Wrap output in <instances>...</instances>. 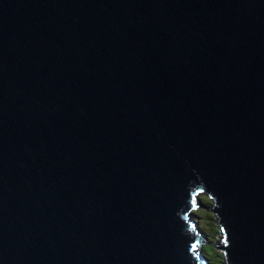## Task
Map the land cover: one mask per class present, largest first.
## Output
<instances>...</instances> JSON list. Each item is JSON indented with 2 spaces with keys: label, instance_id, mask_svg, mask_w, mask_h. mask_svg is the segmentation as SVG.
Returning a JSON list of instances; mask_svg holds the SVG:
<instances>
[{
  "label": "water",
  "instance_id": "95a60500",
  "mask_svg": "<svg viewBox=\"0 0 264 264\" xmlns=\"http://www.w3.org/2000/svg\"><path fill=\"white\" fill-rule=\"evenodd\" d=\"M264 264V0H0V264Z\"/></svg>",
  "mask_w": 264,
  "mask_h": 264
},
{
  "label": "rangeland",
  "instance_id": "374dc122",
  "mask_svg": "<svg viewBox=\"0 0 264 264\" xmlns=\"http://www.w3.org/2000/svg\"><path fill=\"white\" fill-rule=\"evenodd\" d=\"M211 206L210 197L205 193L200 194L197 207L193 210V218L204 232L205 240H211V243L202 246V251L210 259V264H225L227 262L224 254L215 246L219 242L221 229Z\"/></svg>",
  "mask_w": 264,
  "mask_h": 264
},
{
  "label": "built area",
  "instance_id": "2783aa9c",
  "mask_svg": "<svg viewBox=\"0 0 264 264\" xmlns=\"http://www.w3.org/2000/svg\"><path fill=\"white\" fill-rule=\"evenodd\" d=\"M219 228H220V227H219ZM220 229H221V228H220ZM222 235H223V231H222V229H221V235H220L219 240L221 239ZM225 264H226V263H225Z\"/></svg>",
  "mask_w": 264,
  "mask_h": 264
},
{
  "label": "trees",
  "instance_id": "16d2710c",
  "mask_svg": "<svg viewBox=\"0 0 264 264\" xmlns=\"http://www.w3.org/2000/svg\"><path fill=\"white\" fill-rule=\"evenodd\" d=\"M206 195H207V194H206ZM202 252H203V251H202ZM203 254H204V252H203ZM204 255H205V254H204ZM208 260H209L208 262H209V264H210V259H208Z\"/></svg>",
  "mask_w": 264,
  "mask_h": 264
},
{
  "label": "bare ground",
  "instance_id": "6f19581e",
  "mask_svg": "<svg viewBox=\"0 0 264 264\" xmlns=\"http://www.w3.org/2000/svg\"><path fill=\"white\" fill-rule=\"evenodd\" d=\"M200 196V195H199ZM194 212V211H193Z\"/></svg>",
  "mask_w": 264,
  "mask_h": 264
}]
</instances>
